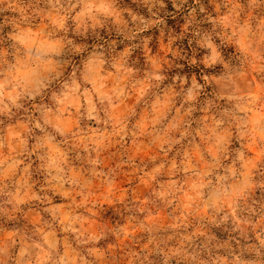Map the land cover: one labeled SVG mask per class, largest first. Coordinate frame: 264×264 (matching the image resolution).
I'll list each match as a JSON object with an SVG mask.
<instances>
[{"label":"clouds","instance_id":"9594fccd","mask_svg":"<svg viewBox=\"0 0 264 264\" xmlns=\"http://www.w3.org/2000/svg\"><path fill=\"white\" fill-rule=\"evenodd\" d=\"M0 264H264V0H0Z\"/></svg>","mask_w":264,"mask_h":264}]
</instances>
